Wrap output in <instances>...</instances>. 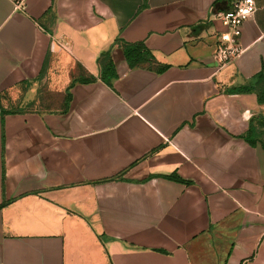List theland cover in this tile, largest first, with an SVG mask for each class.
I'll list each match as a JSON object with an SVG mask.
<instances>
[{
	"label": "crops",
	"instance_id": "1",
	"mask_svg": "<svg viewBox=\"0 0 264 264\" xmlns=\"http://www.w3.org/2000/svg\"><path fill=\"white\" fill-rule=\"evenodd\" d=\"M232 1L0 0V264H264V0L219 67Z\"/></svg>",
	"mask_w": 264,
	"mask_h": 264
},
{
	"label": "built area",
	"instance_id": "2",
	"mask_svg": "<svg viewBox=\"0 0 264 264\" xmlns=\"http://www.w3.org/2000/svg\"><path fill=\"white\" fill-rule=\"evenodd\" d=\"M255 11L253 0H233L228 11L212 15V20H218L226 29L225 33L217 35L212 56L219 67L234 62L244 52L240 44L241 28Z\"/></svg>",
	"mask_w": 264,
	"mask_h": 264
},
{
	"label": "trees",
	"instance_id": "3",
	"mask_svg": "<svg viewBox=\"0 0 264 264\" xmlns=\"http://www.w3.org/2000/svg\"><path fill=\"white\" fill-rule=\"evenodd\" d=\"M122 49L130 68L140 66L145 61L153 60V57L143 45H123Z\"/></svg>",
	"mask_w": 264,
	"mask_h": 264
}]
</instances>
